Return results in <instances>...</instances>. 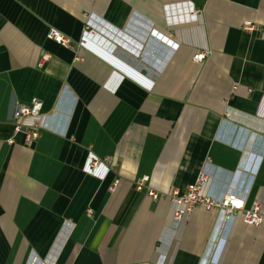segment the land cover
<instances>
[{
  "label": "crops",
  "instance_id": "1",
  "mask_svg": "<svg viewBox=\"0 0 264 264\" xmlns=\"http://www.w3.org/2000/svg\"><path fill=\"white\" fill-rule=\"evenodd\" d=\"M168 1L0 0V264H264V223L220 238L222 213L177 223L166 195L207 167L205 193L264 206V0H190V22ZM35 98L58 131L27 144Z\"/></svg>",
  "mask_w": 264,
  "mask_h": 264
},
{
  "label": "built area",
  "instance_id": "2",
  "mask_svg": "<svg viewBox=\"0 0 264 264\" xmlns=\"http://www.w3.org/2000/svg\"><path fill=\"white\" fill-rule=\"evenodd\" d=\"M164 6L168 11V19L170 22L196 21L200 14V10L190 0L168 1ZM243 28L246 30H254L257 26L252 21H245ZM86 30L88 31L89 29ZM48 37L66 47L72 46V38L57 28H50ZM207 55V51H198L194 54V59L196 61H203ZM49 58L50 54L45 53L43 55V60ZM43 107V101L37 98L29 103L21 101L15 102L12 117L14 127L17 132H23L25 134L27 144L33 143L41 135L42 130L58 131V128L52 124L51 119L53 118V114L43 113ZM28 118L32 119L29 123L26 122ZM100 163L102 162L98 158H95L91 162V167L96 168ZM211 177L212 173L206 167L200 172L197 179L184 191L172 189L166 193L171 199L174 219L177 223L184 220L197 206L216 209L223 214L224 226L220 233V238L225 237L226 231H229L233 227L239 216H242L244 222L249 225H261L264 223V206L259 200H255L250 208H246L248 198V192L246 190L234 188L227 191L220 198L205 193V186ZM148 180V175L140 178L136 183L137 189L143 190ZM148 193L154 199L160 197L159 193L151 189L148 190Z\"/></svg>",
  "mask_w": 264,
  "mask_h": 264
}]
</instances>
